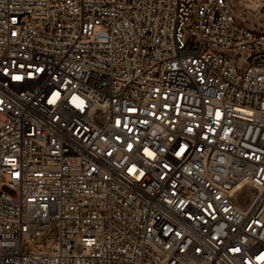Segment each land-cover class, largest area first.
<instances>
[{
    "label": "built area",
    "instance_id": "obj_1",
    "mask_svg": "<svg viewBox=\"0 0 264 264\" xmlns=\"http://www.w3.org/2000/svg\"><path fill=\"white\" fill-rule=\"evenodd\" d=\"M254 1L0 0V264H264Z\"/></svg>",
    "mask_w": 264,
    "mask_h": 264
},
{
    "label": "rangeland",
    "instance_id": "obj_2",
    "mask_svg": "<svg viewBox=\"0 0 264 264\" xmlns=\"http://www.w3.org/2000/svg\"><path fill=\"white\" fill-rule=\"evenodd\" d=\"M231 5L238 19L247 26L259 29L263 24L262 17L256 8L254 0H233ZM55 234L56 232L53 231L48 235L53 236ZM25 244V249L27 251L43 248L45 247V236L27 240Z\"/></svg>",
    "mask_w": 264,
    "mask_h": 264
},
{
    "label": "snow or ice",
    "instance_id": "obj_3",
    "mask_svg": "<svg viewBox=\"0 0 264 264\" xmlns=\"http://www.w3.org/2000/svg\"><path fill=\"white\" fill-rule=\"evenodd\" d=\"M14 79L19 80V79H21V77L17 76V77H14ZM50 102H54V101H50ZM257 259H258L259 261H264V255H262V256H260V257H257Z\"/></svg>",
    "mask_w": 264,
    "mask_h": 264
},
{
    "label": "bare ground",
    "instance_id": "obj_4",
    "mask_svg": "<svg viewBox=\"0 0 264 264\" xmlns=\"http://www.w3.org/2000/svg\"><path fill=\"white\" fill-rule=\"evenodd\" d=\"M242 1H245V0H242Z\"/></svg>",
    "mask_w": 264,
    "mask_h": 264
}]
</instances>
